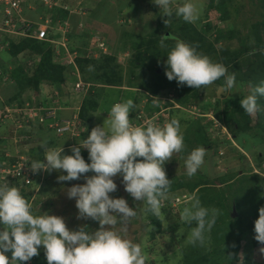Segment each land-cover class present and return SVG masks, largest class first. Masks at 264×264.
Returning a JSON list of instances; mask_svg holds the SVG:
<instances>
[{"label": "clouds", "instance_id": "clouds-1", "mask_svg": "<svg viewBox=\"0 0 264 264\" xmlns=\"http://www.w3.org/2000/svg\"><path fill=\"white\" fill-rule=\"evenodd\" d=\"M152 2L159 7L163 15L167 17L172 15L173 0H152ZM175 15L187 23H195L199 14L194 0H184L182 4L175 5ZM167 40H175L164 62L165 76L169 81L175 80L178 87L200 89L223 77L225 90L235 86V75L228 74L223 64L213 63L209 57L198 54L193 46L172 34L161 36L160 46L166 47ZM7 47L4 46L0 50ZM97 48L104 53L102 48L99 46ZM22 55L19 54L18 57ZM26 61L25 65L31 69L34 64L32 58L29 60L27 58ZM89 70H92L91 67ZM0 75L2 81H11L8 74L0 71ZM74 76L89 85L86 92L78 93L73 89L76 80L70 83L72 93L83 99L90 90L91 84L82 81L79 73L78 76ZM45 84L51 86L42 83V88ZM68 85L64 84L60 90L51 87L57 89L62 97L61 90ZM36 92L38 91L25 92L23 100L26 101L33 96L34 99L30 102L41 101L44 98L43 91L42 94ZM258 97H264V82L256 85L249 95L241 99L240 106L246 114L251 116L257 112ZM0 101L3 102L1 97ZM65 103L60 100V105L64 108L58 112L59 117H70L80 106L79 103L78 105L75 103L70 108ZM132 108L134 109L130 112ZM68 110L69 113L66 114ZM140 111L144 109L140 106L134 107L131 100L115 102L108 112L107 127L105 122L103 126L93 125L89 129V135L82 142H77L79 146L69 143L65 147L49 149L44 154V160L30 162L32 172L43 171L42 179L44 171L66 173L57 177L58 181L62 182L79 180L83 176L84 183L68 188L67 196L75 200L77 219L90 218L97 221L99 223L97 230L89 231L87 226L75 230L69 229L63 217L47 212L44 215H33L31 204L16 187L10 186L7 182L0 183V264H12V262L30 264V260L39 255L41 246L47 264H146L141 246L114 230L117 224L124 225L131 218L136 217L137 211L129 207L126 199L114 198L110 195L117 191V184L113 178L121 177L124 190L135 201L145 203L144 211L160 217L161 201L166 198L170 186V180L163 166L174 153L181 152L185 145L179 120L172 119L163 125L149 121L146 126H133L135 116ZM2 125L12 128L13 136L10 140L13 139L14 143L27 140L30 135L24 132L30 131L33 125H43L44 132L57 135L44 123L32 122L20 128H15L10 121ZM92 127L94 128L91 130ZM82 133L79 136L68 133L57 136L60 138L68 136V140L71 141L72 138L78 139ZM14 143L13 155L16 151L21 153L25 150ZM69 148L72 154L62 155L63 150ZM82 149L88 151L89 162H86L81 155ZM5 153L11 154L8 151ZM205 155L204 147H197L187 155L184 161V172L187 177L191 178L197 174L204 163ZM89 172L94 174L85 175ZM258 213V218L254 221V239L264 245V206L258 209ZM218 215V209L202 206L195 195L190 198V207L184 209L181 219L186 224H195L189 233L192 244L205 243L206 233L215 225ZM7 252H11V260L5 255ZM261 252L264 253V248Z\"/></svg>", "mask_w": 264, "mask_h": 264}, {"label": "trees", "instance_id": "trees-1", "mask_svg": "<svg viewBox=\"0 0 264 264\" xmlns=\"http://www.w3.org/2000/svg\"><path fill=\"white\" fill-rule=\"evenodd\" d=\"M29 1L32 3H41L40 0ZM174 1L177 2V4L183 3L182 0H173V4ZM229 1L231 0H204L202 14L195 23H187L183 21L182 18L176 17L175 8H172V15L167 17L163 15L162 11L160 12L158 7L155 13V26H151V29L138 35L134 34L131 36L133 33L127 32L132 38L127 42H124L119 50L124 51L128 48L133 52V56L127 58L129 72H131L132 75L138 69L143 67L151 69L152 73L151 78H142L140 83H131L132 77H129L127 81L129 82L127 87L134 88L137 86L139 94H143L145 97V110L143 112L146 116L150 117L154 112H158L160 110V105L168 108L163 112L167 117H165L164 114L158 115V120L161 122L164 121V119L168 121L172 119L179 120L176 116L181 113L186 114L187 111H185V109H192V107H196L198 111L206 110L203 106L198 104V102L194 101V99H199V92L203 91L210 85L205 88L201 87L200 89L188 86L178 87L175 80L169 81L166 78L165 72H163L165 69L164 62L167 59L166 55L168 51L174 46L175 40H167L165 41L167 46L161 47V36H169L172 34L177 39L193 46L198 54L209 57L213 63L223 64L226 67L228 74L235 75L236 82L239 84L247 83L253 89L256 85L264 82V0H261V10L258 11L259 17L247 26L248 31L245 33L251 36H242L241 33H238V35L235 32V28L229 25L228 27L221 28L218 27L217 24H212L210 22L208 17L211 12L215 15L214 19L219 22L228 21L233 17L231 15L232 12L229 7L231 3ZM248 1L249 3H252L253 0ZM53 8L57 10L55 15H53L54 17H58L62 20H70L66 6L62 5L61 8L59 5H55ZM70 21L73 25L71 26L73 29L71 28L68 33L69 42L67 45L70 50L78 51L79 56L74 59L78 73L81 74V76L82 74L83 76L85 75V80L91 83L90 90L83 97L77 112L80 125L85 128V131L78 139L72 138L71 141H69L68 136H66L67 141L70 144L72 143L73 146H79V143L89 135L88 132L90 127L97 125L94 122V116L98 111L100 90L122 87L123 77L122 70L117 63L116 54L113 52L110 53V55H103L99 52L97 57H85V54H82V52L85 51V48H87L90 33L85 30L76 32L74 30L75 27L78 28L76 20H74V22L73 20ZM80 23L81 22L78 24ZM138 26L139 28H142L143 25L141 24ZM55 35L58 34L56 32L54 34H49L48 39H55ZM248 38H251V43L248 41ZM8 40V47L0 50V56L3 54L6 56L5 63L0 64V71L8 74L11 81H2V76L0 75V84L6 85V88L10 90V93L5 100L3 99V102L0 101V106L3 104H13L14 102L22 104L24 102L23 95L27 91H38L42 94V83H48L54 88L60 90L64 84H70L77 80V77L72 74L74 67L64 63V52L60 49L59 54L55 55L54 45L50 41L38 40L32 37L18 38L17 40L11 38ZM233 40H239V45L233 46L231 44ZM216 44H220V46L216 48ZM19 54H23L22 57L19 58ZM27 58L28 60L32 58L34 63L31 69L25 65L27 63V61L25 62ZM35 58H37V61H35ZM89 67H91V71L89 70ZM152 77L155 79L154 83H150ZM222 79L224 80L222 77L211 85L218 84ZM132 90L135 91V88ZM38 92L36 93L38 94ZM171 92L174 93V96L170 101L167 100V97ZM162 97H165L166 99H162ZM241 99H243V96H240L237 99L231 98L224 106V112L218 113L217 111H213V113L215 117L224 124L232 137V141L235 140L244 151L249 152L253 157L254 162L259 165L260 161L264 159V97H258L257 100L258 110L256 112L257 122L255 125L251 124V116L246 114L241 108ZM28 100L32 101L33 99L30 98ZM138 100L137 96L132 100L134 107H139L135 106ZM173 101L174 104L179 105V107H175ZM199 115L200 114L197 116ZM189 121L191 128L188 129L187 126L185 133H183L184 144H186V142L188 143V149L193 150L197 147H204L206 149L214 144L210 141V136L207 135L206 127H203L204 125L199 126V123H195V121L192 120ZM3 126L4 125L2 124L0 125V127ZM42 127L43 125H33L31 127V134L36 132L34 130L37 129H39L40 132ZM188 139L191 142L187 141ZM53 141H55V139ZM53 141H48L47 146H49V142L56 146V143ZM4 142L5 141L0 145L2 146L0 147V168L10 166V163L15 159V155H13L14 147L12 141L9 140V144ZM71 148H69L68 151L65 149L63 154L71 155ZM188 149H183L181 152L186 154ZM7 151L11 154L6 155L5 152ZM21 153L25 154V156H30V163L31 161L44 160L45 149L42 145L34 146L23 150ZM81 155L86 162H89L88 151L86 149L81 150ZM137 159L139 160L142 158ZM241 169L242 173L239 174L236 172L234 180L235 182L238 181V188L232 195H229L236 208V216L234 217H230V209L232 208L227 202V195L224 189H213L212 187L209 188L206 185L200 184L201 186L195 191L194 194L199 198L202 206L209 209H218L219 215L210 232L206 233L205 241H208V243L200 245L189 242L181 248L180 254H182V259L180 260V264H202L205 260L211 261L209 264H234V262L236 263L241 260V250H244L241 241L242 237L245 239L247 238V230L245 229L249 226L248 220H243L240 215L243 210V203L251 204V206L254 207L252 211L248 212L252 217L250 229L252 235L255 234L253 229L254 221L259 215L258 209L264 206V189L259 187V183L257 182L258 176L255 174L249 176L248 174H245L242 167ZM44 175L45 177L43 178L45 179V182H49L50 179H48V177L53 176L51 175V172L48 171H45ZM40 176L41 171L38 172V175L37 173L34 175L29 184L23 186L27 189L32 187V185L41 188L44 179L40 181ZM226 178L228 177H220L219 180L225 181ZM0 181H2V179ZM17 182L18 181L15 179H7V183L13 187ZM170 183L171 185L169 186V189L177 192L179 187L172 183V181H170ZM194 185L186 184L184 187L186 192L183 193L190 194L193 192L194 187H196ZM20 193L29 204L32 203V191L24 192L21 190ZM175 195H182V193ZM177 197L179 198V202L175 206L169 201L170 198H168L166 202L164 201L163 204L161 203L162 213L166 214L171 212L172 214H175L176 218L181 215V212H179L181 206L185 202L190 201V199L186 200L182 196ZM175 198L176 197L172 200ZM145 207L146 205L143 202L142 208L145 209ZM237 212L239 213V216H237ZM144 213L145 214H141V217L143 219H148L146 227L149 231L147 234L152 235L154 233L152 228L158 229L161 221L159 217L153 216L145 211ZM178 220V224H181L182 219L180 218ZM182 224L187 225V229L189 230L195 226V224L189 225L184 222H182ZM252 244L257 246L260 243L253 239ZM7 256L10 260L11 252H9ZM30 264H47L42 246L39 248V255L33 257L30 260Z\"/></svg>", "mask_w": 264, "mask_h": 264}, {"label": "rangeland", "instance_id": "rangeland-1", "mask_svg": "<svg viewBox=\"0 0 264 264\" xmlns=\"http://www.w3.org/2000/svg\"><path fill=\"white\" fill-rule=\"evenodd\" d=\"M182 1L184 2V0ZM229 2L231 3L229 7L230 11L232 12L231 15L233 17L228 21L219 22L214 19L215 15H213L211 12L210 16L208 17L210 19V22L212 24H217V26L221 28H224L226 26L228 27L229 25L235 28L236 34L241 33L242 36L249 35L245 33L248 31L247 26L253 23L259 17L258 11L261 10V0H253L252 3H249L248 0H231ZM194 3H196L198 8L199 19L204 8V0H194ZM35 4L36 5L29 3L26 7H24L25 9L23 12V16L25 18L30 20H36L37 17L53 18V15H55V13L57 12V10L53 8V6L59 5V7L62 8L63 5L67 7L69 19L73 20V22L74 20H76L77 22L78 28L75 27L74 30L76 32L85 30L90 33L89 41L87 44L88 48H85V51L82 52V54H87L85 57H97L99 55V52L102 53L97 48V44L100 43H102L106 47V51L102 53L103 55H110V53L112 52L116 54L117 63L122 70V87H105L106 89L100 90L98 111L94 116L95 124H97L98 126H103L105 122V127H107L106 119L108 118V112L110 111L113 104L115 102L122 103L128 100L132 101L136 96L137 100H139L135 106H140L145 110V97L143 96V94H139V89L137 86L134 87L135 91L132 90L134 88L127 87L129 83L127 81L129 77H132L131 83H140L142 81V78H151V69L142 67L131 75V72H129L127 58L133 56V52H131L128 48L124 51H120L119 48L122 47V44L124 42H127L132 38L130 37V35H128L129 33L127 32H132L133 34L131 36H133L134 34L138 35L151 29V26H155V13L156 9H158V6H156L152 2V0H52L51 3L47 4L48 6L43 5L42 2H36ZM175 5L179 4L174 1L172 8H175ZM29 8L32 9L28 11L27 9ZM55 19L56 18H54V20ZM70 20H68L70 26H73ZM79 22H81L82 24H78ZM141 24L143 26L142 28H139L138 25ZM52 34H54V32H52ZM54 37L59 38L60 36L55 35ZM248 41L251 43V38H248ZM231 44L233 46L239 45V40H233ZM219 46L220 44L215 45L216 48ZM2 56L4 59L2 58ZM2 56H0V64L5 63L6 56L4 54ZM163 72H165V69L163 70ZM80 79L84 82L89 83L85 80V75L83 76V74L82 76L80 74ZM150 81V83H154L155 79H153L152 77ZM70 87L71 84H69L65 88H62L61 91L63 93L62 97H59V100L68 102V104H71L73 107V103L76 101L77 105L78 103L80 104L82 98L79 99V97L72 93ZM251 91L252 88L249 86V84H239L237 82L232 89L225 90L224 80L222 79L218 84L210 85L203 91L199 92V99H194V101L198 102V104L206 109L205 111H196L194 114H191L189 111H187V113L185 112L186 114L181 113L176 116L180 120L182 133H185L187 126L188 129L191 128V126L189 125V120L195 121V123H199V126L204 125L203 127H206L207 135L210 136V141L214 144L206 148L204 163L201 169L198 170L197 174L191 178L187 177L184 172V161L187 158V155L192 151L188 149L189 145L187 142L186 144H184V150L188 149V151L186 150V154H183L182 152L174 153L172 158L165 162L163 167L167 178L170 179V181L176 184L179 188L177 192L168 189L166 198L162 199L161 202L164 203V201L166 202L168 198L173 199L174 197L182 195H184V199L189 200L193 195H195L194 193L201 186L200 184H203L208 186L209 188L212 187L213 189H224L227 195V202L232 208L234 205L229 195H232L238 188V181L235 182L234 180L236 172H238L239 174L242 173L241 167L243 168L245 174H248L249 176L251 174L257 175V182L259 183V187L261 189H264V159H262L260 161V164L257 165L249 152L244 151L235 140L232 141V137L227 131L224 124H222V122H220L213 113V111H217L218 113L224 112V106L231 98L237 99L240 96H243V98H245L251 93ZM9 93L10 90L6 88V85L0 84V97L2 98V100H5ZM171 94L173 98L174 93L171 92ZM133 109L134 108L130 109V112ZM198 114L200 115L197 116ZM251 118V124L255 125L257 122L256 113L254 115H251ZM6 126L7 125L0 127V145L3 141H5L6 144H9V140L13 136L12 128L9 129ZM5 128L7 130H5ZM31 131L32 130H26L24 132V134L30 135L27 140H22L21 142L14 143L12 139V142L19 148L25 150L34 146L42 145V147L45 149V152L49 149L59 148L61 146L65 147L69 143L66 137L60 138L55 134L53 135L52 133L44 132L42 131V129L39 133H37V130H34L36 132H33L31 134ZM52 139H55V141H53ZM48 141H53L54 143H56V146H54L50 142L49 146H47ZM187 141L191 142L189 139ZM66 151H68V149H66ZM60 174L66 173L52 171L51 175L53 176L48 177L47 175L48 179H50L49 182H45V179L43 178L44 180L41 184V186H43L41 188H37V186L32 185V187H29L27 189L23 186V184L18 182L14 187L19 188V191H32L33 201L31 203V210L33 215H44L45 212H47L51 215L63 217L65 219L66 226L69 229L75 230L81 226H87L89 231L97 230L99 228V223L97 221L91 220L90 218L77 219L75 200L69 199L67 196L68 188L76 184L84 183L83 176H81L79 180L62 182L58 181L57 179ZM93 174L94 173L89 172L85 175L91 176ZM220 177L228 178L223 181L219 180ZM113 179L117 184V191L111 193L110 195L114 198L122 197L126 199L129 207L135 208V210L137 211L136 217L131 218L124 225L117 224L114 230L119 231L125 238L130 239L134 243H138L141 246L143 254L146 257V264H180V260L182 259V254H180V251L181 248H183L190 242L189 233L191 229H187L188 226L183 225V221L181 222V224H178V219L181 218L184 209L186 207H190V201L185 202L181 206V209L179 211L181 212V215L178 218H176L175 214H172L171 212H168L166 214L162 213L159 217L161 221L160 227L158 229L152 228L154 233L150 235L147 234L149 230L146 227L148 219H143L141 217V214H145L144 208H142L143 202L135 201L134 198L124 190V186L121 183V177L117 176ZM4 182L7 181H0V183ZM186 184L199 185H194L196 187H194L193 192H191L190 194H185L183 192H186V190L184 189ZM178 193H182V195H175ZM170 199L169 201H171ZM243 204V210L241 211L240 215L243 220H248L249 226L246 229L244 228L245 230H247L246 236H248L246 239L242 237L241 243L243 244L244 250H241V260L236 263L234 262V264H264V253L261 252V249L264 248V245L259 244L257 246H254L252 244V240L254 239L255 234L252 235V231L250 230L252 217L250 214H248V212L252 211L254 207L251 206V204ZM231 210L232 209H230V212H232ZM237 216H239L238 212ZM206 243H208V241H205L204 244ZM8 253L9 252L5 253V255L7 256ZM209 263H211V261L209 260H205L202 262V264ZM12 264H14V262H12Z\"/></svg>", "mask_w": 264, "mask_h": 264}, {"label": "built area", "instance_id": "built-area-1", "mask_svg": "<svg viewBox=\"0 0 264 264\" xmlns=\"http://www.w3.org/2000/svg\"><path fill=\"white\" fill-rule=\"evenodd\" d=\"M44 5L51 3L52 0H40ZM31 3L29 0H0V48L9 45L8 39L17 40L18 38L32 37L38 40H47L54 45V53L58 55L60 49L64 52V63L74 67L73 75L78 76V69L75 65L74 59L79 56L78 51L70 50L68 47L69 37L68 33L71 29L68 19L62 20L60 18H47L37 17L36 20H30L23 16L24 7ZM26 4V6H25ZM33 4V3H31ZM48 6V5H47ZM29 8L27 10H31ZM56 32L60 37L48 39V35ZM105 52V47L102 43L98 44ZM87 55V54H86ZM81 56V54H80ZM37 60V58H35ZM30 62V61H29ZM28 62V63H29ZM75 73V74H74ZM5 80V78H3ZM43 96L44 98L38 102L24 101L22 104L14 102L13 104L3 105L0 107V124L5 122H12L15 128H20L23 125L36 122L47 124V127L53 129L57 135L68 133L70 135L79 136L84 131V127L80 125V120L77 117L78 108H74V112L70 117H59L58 112L62 110L59 100V91L51 86L44 85ZM46 87V89H45ZM89 85L76 80L73 89L75 92L84 93L87 91ZM34 99L33 96H31ZM172 94H169L167 100L171 101ZM162 99H166L162 97ZM163 103V101H162ZM175 107L179 105L174 104ZM160 110L154 112L150 117L146 116L143 111L136 114L133 126H146L147 122L151 121L157 125H163L168 120H158L159 114H164V110L168 108L159 106ZM185 109V108H184ZM191 114H194L198 109H185ZM167 117L166 114H164ZM94 127L91 128V130ZM8 155V154H6ZM29 157L16 151L15 159L10 163V166L0 168V180L15 179L18 183L23 185L29 184L34 175L38 172H32ZM42 180V171L40 181ZM184 197V195H182ZM171 203L175 206L179 202V198L174 200L170 199ZM163 204V202H161ZM24 262H22L23 264ZM25 264V263H24Z\"/></svg>", "mask_w": 264, "mask_h": 264}, {"label": "crops", "instance_id": "crops-1", "mask_svg": "<svg viewBox=\"0 0 264 264\" xmlns=\"http://www.w3.org/2000/svg\"><path fill=\"white\" fill-rule=\"evenodd\" d=\"M75 103H76V101L73 103V106L75 105ZM65 105H67V107H70V108H72V105L71 104H68V102H66L65 103ZM66 114L68 113V111L67 112H65ZM95 118V117H94Z\"/></svg>", "mask_w": 264, "mask_h": 264}, {"label": "water", "instance_id": "water-1", "mask_svg": "<svg viewBox=\"0 0 264 264\" xmlns=\"http://www.w3.org/2000/svg\"><path fill=\"white\" fill-rule=\"evenodd\" d=\"M231 216H232V217L236 216V212H235V208H234V206L232 207Z\"/></svg>", "mask_w": 264, "mask_h": 264}]
</instances>
